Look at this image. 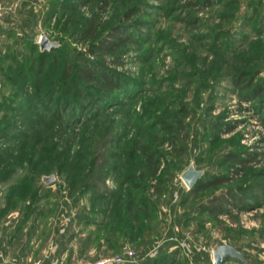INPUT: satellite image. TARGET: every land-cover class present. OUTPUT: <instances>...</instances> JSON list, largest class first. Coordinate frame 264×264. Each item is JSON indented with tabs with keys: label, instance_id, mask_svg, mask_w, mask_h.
Listing matches in <instances>:
<instances>
[{
	"label": "rangeland",
	"instance_id": "rangeland-1",
	"mask_svg": "<svg viewBox=\"0 0 264 264\" xmlns=\"http://www.w3.org/2000/svg\"><path fill=\"white\" fill-rule=\"evenodd\" d=\"M0 2L1 210L71 201L95 226L96 256L79 261L200 264L233 244L264 264V0ZM118 28L120 47L91 51ZM47 33L58 46L42 50ZM82 58L122 87L83 80ZM191 164L228 180L192 192ZM215 199L222 211L206 209Z\"/></svg>",
	"mask_w": 264,
	"mask_h": 264
},
{
	"label": "crops",
	"instance_id": "crops-1",
	"mask_svg": "<svg viewBox=\"0 0 264 264\" xmlns=\"http://www.w3.org/2000/svg\"><path fill=\"white\" fill-rule=\"evenodd\" d=\"M60 203L52 210L24 211L9 204L0 209V264H76L96 256L90 242L95 226L85 213L74 212L71 201ZM214 250L199 263L216 264Z\"/></svg>",
	"mask_w": 264,
	"mask_h": 264
},
{
	"label": "trees",
	"instance_id": "trees-1",
	"mask_svg": "<svg viewBox=\"0 0 264 264\" xmlns=\"http://www.w3.org/2000/svg\"><path fill=\"white\" fill-rule=\"evenodd\" d=\"M131 13V11L129 12ZM128 13V14H129ZM120 30L121 29H117L115 31V29L113 31L110 32V35L106 36L105 39H101L99 41V44L96 46H93L91 48V51L93 53H105L108 51H111L112 49H117L118 47H120V45H122L121 41H124L123 39H127L124 38L121 34H120ZM82 61H84L85 63L82 66L77 67V71L80 74L81 78L85 81H89V82H95L96 84H98V88L101 92H113V90L115 88H121L122 84H121V77L112 73V72H108L106 70H104L103 68L99 67L98 65H93L92 63H90L88 61V59L86 58H82ZM93 62V61H92ZM98 69V70H97ZM96 71H100V75L95 74ZM245 79L244 77L240 78L237 82H243L245 83ZM262 89L260 88L256 90V96L255 97H259L262 93L261 91ZM69 92V96L71 95V90H68ZM77 95L79 97H83L84 94L81 91H77L76 92ZM101 95V96H100ZM100 99H104L105 94H100ZM61 101V100H60ZM147 159H148V163H149V171L151 172L152 175H155L157 173L158 168V160L155 159L154 155L152 154H148L147 155ZM227 160H232L235 162H243L244 158H242V156L238 153L235 152H231L226 156ZM228 178L226 176H221V177H217L214 178V180H211L209 182H204L203 177L198 181V183L191 188L190 190L193 191H198L200 188L203 187H208L210 185H214V184H219L221 182L227 181ZM217 199V198H216ZM213 201V205L214 208L211 207H207L206 209H210L212 211H222V208L220 206V204H217V200ZM204 207V206H203ZM174 254L169 253V252H163L161 253V255L157 256L155 259H153L154 264H160V263H166L168 264L169 260L171 258H173ZM147 264H153L151 261H147Z\"/></svg>",
	"mask_w": 264,
	"mask_h": 264
},
{
	"label": "water",
	"instance_id": "water-1",
	"mask_svg": "<svg viewBox=\"0 0 264 264\" xmlns=\"http://www.w3.org/2000/svg\"><path fill=\"white\" fill-rule=\"evenodd\" d=\"M40 46L42 50H49L57 47L56 42H52L49 39V34H45L40 39ZM204 171L196 168L194 164H191L182 174V178L189 189L193 188L198 181L203 177ZM54 176L45 177L47 183L52 182ZM240 260L242 262H247V258L241 250L232 244H222L214 250V261L216 264H222L228 260Z\"/></svg>",
	"mask_w": 264,
	"mask_h": 264
},
{
	"label": "built area",
	"instance_id": "built-area-1",
	"mask_svg": "<svg viewBox=\"0 0 264 264\" xmlns=\"http://www.w3.org/2000/svg\"><path fill=\"white\" fill-rule=\"evenodd\" d=\"M4 16V7L0 2V21ZM136 252L128 251L126 254L107 255L95 260H81L78 264H134L136 263Z\"/></svg>",
	"mask_w": 264,
	"mask_h": 264
}]
</instances>
